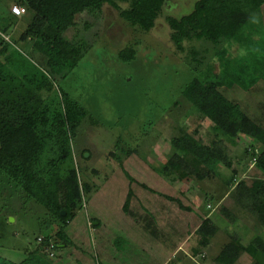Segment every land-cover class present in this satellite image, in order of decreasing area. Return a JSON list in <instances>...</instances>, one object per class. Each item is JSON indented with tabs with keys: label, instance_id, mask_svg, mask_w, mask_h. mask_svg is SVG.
I'll use <instances>...</instances> for the list:
<instances>
[{
	"label": "rangeland",
	"instance_id": "rangeland-1",
	"mask_svg": "<svg viewBox=\"0 0 264 264\" xmlns=\"http://www.w3.org/2000/svg\"><path fill=\"white\" fill-rule=\"evenodd\" d=\"M14 1L0 2V30L5 27L4 39L41 68L37 54L27 47L29 43L26 46L18 41L30 15L26 11L13 21L10 9ZM197 1L165 0L154 27L148 32L130 26L107 5L100 13L77 15L75 26L65 33L68 40L83 43L85 52L78 65L66 77L56 79L54 86L69 94L88 112V118L72 139V158L79 171L80 185L88 183L91 187L90 192L82 196V208L64 228L70 241L68 251L76 254L69 264H135L136 258L143 264H161L162 260L157 256H150L152 248L156 253L173 249L182 234L186 235L185 229L198 224L196 215H208L218 228L209 257L219 251L231 234L240 237V208L229 195L220 202L221 194L227 190L224 183L230 178L237 181L240 177L234 178L231 169L211 158L196 141H201L203 146L222 147L237 174L240 173V156L247 144L257 143L246 136L228 139L183 99V88L196 75L189 53L195 50L204 56L201 70L214 64L217 72L215 49L202 40L184 42L183 52H178L170 40L167 25L168 17L179 18L190 13ZM121 7L126 5L121 4ZM11 20L13 23L9 26L3 24V21ZM259 31L264 39V29ZM127 48L135 51V57L132 61L122 62L118 53ZM232 55H235L234 50ZM42 70L47 73L45 67ZM223 91L229 99L240 100V89L234 87ZM181 130L192 144L191 151L215 170V179L201 182L185 179L174 183L156 173L155 168L162 167L175 152L170 140ZM128 151L131 153L127 155L125 152ZM139 184L151 191L140 188ZM129 191L136 196L135 208L140 205L155 211L161 209L163 203L173 209V215L166 216L157 211L156 218L158 223L162 221L161 227L151 222L155 230L151 234L150 229L142 228L143 221L123 213L122 205ZM162 195L176 199L192 211L179 209L176 202L160 197ZM150 198L154 203L151 208L146 202L147 199L149 203ZM219 205L234 213L233 221L219 213ZM92 218L95 219L92 223L99 222V226L90 230L87 224ZM169 224L176 228L169 230ZM56 229L43 207L28 200L15 184L0 174L1 258L20 261L26 249L35 248L38 238L52 235ZM251 235L252 241L255 240ZM260 235L264 238L263 229ZM99 238L106 248L101 249ZM54 253L56 258L58 253ZM181 254L177 251L174 262Z\"/></svg>",
	"mask_w": 264,
	"mask_h": 264
},
{
	"label": "trees",
	"instance_id": "trees-1",
	"mask_svg": "<svg viewBox=\"0 0 264 264\" xmlns=\"http://www.w3.org/2000/svg\"><path fill=\"white\" fill-rule=\"evenodd\" d=\"M14 3L30 15L18 41L26 46L29 43L27 47L37 54L41 68L4 39L5 28L0 30V174L28 200L43 207L57 229L52 235L38 238L35 248L26 249L20 261L0 257V264H69L76 254L68 251L70 241L64 228L82 208V196L91 187L88 183L80 185L79 171L72 158V139L88 118V112L54 86L56 79L66 77L78 65L85 52L83 43L68 40L65 33L75 26L77 15L97 14L107 5L130 26L148 32L154 27L165 0H15ZM121 4L126 7L122 8ZM263 7L264 0H198L190 13L179 18L168 17L167 25L176 51L183 52L184 42L202 40L215 49L217 72L214 64L201 70L204 56L195 50L189 53L191 63L195 64L190 66L196 75L183 88L182 97L228 139L246 136L256 141L261 150L255 167L264 178V130L223 91L234 87L248 91L264 80V39L259 35V30L264 29ZM12 23L11 20L8 26ZM240 50H244L241 56L237 55ZM118 57L122 62L132 61L135 51L121 50ZM199 143L210 157L231 169L233 177L237 176L227 154L215 145ZM170 144L175 152L162 167L155 168L156 173L174 183L185 179L200 182L217 176L215 170L205 166L191 151L192 144L182 130L171 138ZM235 181L230 178L226 183L231 189L228 195L264 229V180L255 181L250 187ZM132 195L129 191L123 212H127ZM162 197L176 202L181 210L192 211L172 197ZM219 213L230 222L234 220V213L225 206L219 207ZM200 219L195 235L199 246L206 247L218 228L210 217ZM94 221V218L89 220L91 224ZM63 250L67 254L55 258L54 252ZM244 252L264 256V240L257 237L243 245L237 234H231L216 263L235 264Z\"/></svg>",
	"mask_w": 264,
	"mask_h": 264
},
{
	"label": "crops",
	"instance_id": "crops-1",
	"mask_svg": "<svg viewBox=\"0 0 264 264\" xmlns=\"http://www.w3.org/2000/svg\"><path fill=\"white\" fill-rule=\"evenodd\" d=\"M14 5L15 4H11V6H14ZM11 15L13 17V19H12L13 21L15 20V18L18 17V16L13 15V14H11ZM5 23L7 24L9 22L3 21V24H5ZM7 26H8V24H7ZM243 54H244V50H240V56ZM240 94H241L240 100L237 101L240 104V108L242 109L243 112L246 113V115L250 119H252L254 122H256L264 130V80H259L248 91H243L242 89H240ZM242 94L244 96L248 97L249 99H245V98L243 99L244 96ZM199 142H201V141L198 140V143ZM260 150H261V148L257 144L256 145L247 144L246 149L244 151V154H242V156H240V173L238 172V174H237V176H239L240 178H238V180L235 181L236 183L238 181H240V183H243V184L247 185L248 187H250L255 181L264 180L261 172H259L255 167L257 155L260 152ZM222 151H224V150H222ZM203 164L205 166H207L205 163H203ZM207 167H209V166H207ZM206 179H215V177H210V178H206ZM221 180H223V179H221ZM224 184L226 185V183H224ZM142 189H144V188H142ZM144 190H147V189H144ZM230 190L231 189L227 187V190L221 194L222 199L220 200V202L224 201L223 199L227 197ZM160 197H162V196H160ZM243 199H246V193H243ZM135 201H136V196L133 193V195L129 201L128 210H127V212H123V213L125 215L131 216L135 220L143 221L144 225L142 226V228L146 227L147 230L150 229L152 231L151 234H153V232H155V230L152 229V227L150 225L151 222L156 227H161L162 221H159V223H158V219L156 218L157 217V211L163 212L164 214H166V216H171L174 213L173 209L170 210L171 208H167V206L164 205L163 203L160 204L161 209L158 208V210L155 209V211H152V209L149 210L148 208L140 206V205L138 206V209H137L134 206ZM149 201L150 202L148 203V200L146 199L147 204L151 208L152 206H154V203H153V200L151 198L149 199ZM220 206H223V205H219L217 208H219ZM157 207H158V205L156 204L155 208H157ZM208 207H210V206L208 205ZM149 215H151L152 218L149 217ZM196 217L199 220L198 224L196 226H192V228L187 227L185 229V232H184L186 235L182 234V236L179 238L177 244L173 246V249H171V250L165 249V251H162L161 253H156V249L152 248L153 251L150 253V256L151 257L157 256V259L162 260L161 264H174V263L175 264H183L184 262H190L193 264H198V260L201 261V263H199V264H217L216 258L220 252V249L223 248V246L226 245L229 240L222 244V247L219 249V251L217 253H214V255L209 257L208 256V254L210 253L209 249H210L211 245L213 244L214 239L212 238L206 247H201V246H199L198 238L195 235V231L201 222L200 218H209V216L208 215H199V216L196 215ZM97 224H99V222L92 223V224L89 222V224H87V225H88V228L90 230H93V228L91 226L92 225L95 226ZM258 225L259 224L257 223L256 219L252 216V214L240 207V241L243 245H246L252 241V237H251L252 235L251 234L254 235L253 238L261 237L264 240V238L260 235L262 233L263 228L261 225H259V226ZM176 226L177 227L179 226V222ZM167 228L170 230V229H173L176 227H175V225L171 226V224H169ZM99 242L102 244L101 249L106 248V245L103 244V241L101 238H99ZM177 251H181L182 254L179 255V258L177 259V261L174 262V260L177 257ZM61 252H62L61 253V255H62L63 253L65 254L66 251L63 250ZM57 253L59 254V252H57ZM97 254L99 255L98 251H97ZM134 263L135 264H138V263L143 264L137 258L135 259ZM255 263L264 264V256H262L258 252H256V253L244 252V253L240 254V257L235 264H255ZM122 264H125V263H122Z\"/></svg>",
	"mask_w": 264,
	"mask_h": 264
},
{
	"label": "built area",
	"instance_id": "built-area-1",
	"mask_svg": "<svg viewBox=\"0 0 264 264\" xmlns=\"http://www.w3.org/2000/svg\"><path fill=\"white\" fill-rule=\"evenodd\" d=\"M11 12L12 14L16 15V16H20L22 14L25 13V9L23 7L14 5L11 7ZM52 256V254H50Z\"/></svg>",
	"mask_w": 264,
	"mask_h": 264
},
{
	"label": "water",
	"instance_id": "water-1",
	"mask_svg": "<svg viewBox=\"0 0 264 264\" xmlns=\"http://www.w3.org/2000/svg\"><path fill=\"white\" fill-rule=\"evenodd\" d=\"M62 215H64V213H62Z\"/></svg>",
	"mask_w": 264,
	"mask_h": 264
}]
</instances>
